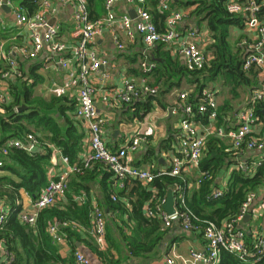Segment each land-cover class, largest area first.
Segmentation results:
<instances>
[{
  "label": "built area",
  "instance_id": "built-area-1",
  "mask_svg": "<svg viewBox=\"0 0 264 264\" xmlns=\"http://www.w3.org/2000/svg\"><path fill=\"white\" fill-rule=\"evenodd\" d=\"M15 0H0V24L4 23L2 7H9ZM174 0H157L156 9L164 19L162 28L157 27L152 15L146 6V0H102L105 13L95 19H91L86 0H61L63 6H70L72 22L70 36L73 42H68L59 37L56 24H51V7L49 0H37V7L31 13L22 8H12L16 26L25 31L29 45H12L6 49L5 44L0 42V77L5 79L10 76L20 77L18 58L32 59L43 51L46 59L58 57L57 62L68 70L62 85L54 84L51 88L59 94L65 93L67 87L77 81L80 85L77 91L78 106L75 116L83 120L89 131L88 148L80 161H70L68 156L58 153L64 163V168L41 190L39 196L33 200L29 211L20 212L19 219L22 222L34 225L41 209L54 205L61 200L68 191L70 178L92 169L96 165L111 173V178L118 188H125L128 180H136L148 185L157 175L167 174L182 176L186 170H199L201 158L205 148V141L209 132H200L197 114L207 113V118L216 120L218 104L213 91L204 89L197 96L194 105L188 99L189 93H178L176 102L169 108L170 113L180 114L178 128L182 134L180 140V155L171 158L168 170L153 172L149 168H142L133 163V153L136 152L146 140L141 130H134L129 140L121 147L111 150L105 144L102 137V127L105 118L99 114L96 100L106 104H131L133 101L148 96H154L159 91L158 85L149 83L137 84L130 79H123L121 85L102 90V85L110 78L109 72H102L97 79V84L91 81L92 76L108 64V58L100 56L96 52V41L107 30L117 49H123L124 45L118 38L119 31L126 33L129 38L134 37V31L140 36L144 48L142 51L141 70L144 73L152 70L155 63L148 60V52L152 46L163 44L174 46L176 51L185 59V66L189 70H200L206 62V54L201 49L203 31L195 25L181 26L184 13L172 9L170 3ZM119 3L132 4L135 6V17L128 13H116L114 7ZM225 9L228 13L245 16L246 35L238 41V46L243 52L242 68L248 71L258 68L263 77L264 86V21L261 13L264 12V0H225ZM68 54L69 58L65 55ZM74 60V61H73ZM76 64L77 71L72 70ZM264 90H254L251 93L249 107L237 115V125L234 128L217 127L215 135L227 137L232 146L237 149H264V135L254 133V126L260 124L261 118L253 109V105L263 99ZM5 96L0 93V106L4 104ZM227 129V130H226ZM39 140L33 133H27L23 138L12 137L2 146V152L7 153L10 147L22 148L32 151L37 147ZM54 157L55 154L53 153ZM263 158L251 163L239 162L237 169L252 175L262 165ZM3 162L0 159V171ZM204 178H211L207 171H199L197 183ZM227 187L215 186L212 183L207 195L208 199H218L227 192ZM264 189V188H263ZM154 193V192H153ZM173 194V193H172ZM256 193L250 191L246 200L241 204L238 213L231 218L225 219L221 224L210 220L198 218L187 206L183 188L175 185L173 200L174 211L168 214L163 204L166 197L150 198L144 205V212L148 218H158L163 227L167 228L177 223L179 228L186 232L202 235L205 245L202 249L190 248L187 255L178 254L169 250L161 264H217L219 261V249L223 248L236 256L243 263L260 262L264 264V236L256 235L252 245L245 240V231L238 227L244 219ZM115 200V196H112ZM264 204V202H263ZM0 201V229L4 226L8 212L3 209ZM93 237L98 248H104L106 243V224L102 210L94 204L92 210ZM68 223H63L66 225ZM69 225L75 224L69 223ZM47 231L53 242L63 243L66 234L60 231L58 224H51ZM5 254L0 264H9L13 260L10 254L0 242V255ZM75 264H93L91 260L80 250H74Z\"/></svg>",
  "mask_w": 264,
  "mask_h": 264
},
{
  "label": "crops",
  "instance_id": "crops-1",
  "mask_svg": "<svg viewBox=\"0 0 264 264\" xmlns=\"http://www.w3.org/2000/svg\"><path fill=\"white\" fill-rule=\"evenodd\" d=\"M26 1L15 0L9 7H2L4 23L0 24V42L5 44L6 49L12 45H29V40L25 31H21L16 26L12 13V8L18 7L22 8L25 12H28V8L25 7ZM99 1L101 5L100 16H102L105 13V9L102 0ZM49 2L51 7L50 23L58 26L59 37L61 39L73 42V39L69 34V27L72 22L71 7L63 6L61 0H49ZM156 3L157 0H146V6L152 15L154 23L157 27L162 28L164 25V19L158 13ZM170 5L172 9L180 10L184 13V18L181 22L182 27L195 25L203 31L200 44L201 49L204 51L205 46L211 42L210 33L205 24L199 23L196 19L190 17V12L193 9V6L185 4V1L183 0H174ZM135 6L136 5L119 3L114 7V10L116 13L130 14L132 10H135ZM241 16L243 17L242 25L232 26L230 28L232 42L238 43L239 39L246 35L244 24L245 16ZM261 18L264 21V12L261 13ZM118 38L124 45L121 50L116 48L113 38L107 30H104L101 36L97 39L95 50L100 56L105 55L108 58V64L92 76V83L99 86V84H97V79L102 72L106 71L110 73V78L102 85V90L104 91L108 88L121 85L123 79H130L137 84L149 83L152 85H158L159 91L153 96L150 110L141 118L135 117L133 111L127 109L128 105L126 104H106L97 99L96 105L98 112L105 118V123L102 127L103 140L109 149L115 150L129 140V137L134 130L139 129L146 136V140L142 146L132 154L133 163L142 168H149L153 172L168 170L171 165V158L174 155H180V140L182 138V134L178 128L180 114L170 113L169 108L176 102L179 92L187 91L190 95L194 90L195 84L184 75H176L171 77V79L165 80V78L160 79L159 73L154 72L155 70H150L147 73L142 72L141 62L143 58L141 54L144 45L140 36L134 31V37L129 38L126 33L119 31ZM160 54L163 57L167 55L176 63L185 65L184 57L176 51L174 46L170 47L163 44H156L151 47L148 52V60L150 59V56L156 58L160 57ZM58 57H49L46 59V52L43 51L38 54L37 57L32 59L23 57L18 58L21 76H10L5 79L0 77V93H3L5 96L4 104H8L11 100L10 84L23 80L26 81L27 86L33 85V95L35 97L49 101L52 96H63L65 110L62 108L63 112H60V108H58L54 115L51 114V118L53 119L51 124L56 123L60 127V130L63 131V129H67L70 126L66 120H72L71 124H74L76 132L81 136V147L76 159L73 161H80L82 155L88 148L89 141V131L86 123L75 116V110L78 106L77 91L80 84L77 81H74L72 85L66 88L65 93L63 94H59L58 91L51 88L54 84L62 85L65 76L68 73V70L64 69L57 62ZM65 57L69 58V55L66 54ZM149 61L155 63V67L157 66L156 61H153L152 59ZM253 69V71L259 70L258 68ZM72 70L77 71L75 63L72 66ZM251 81L253 83L252 86L246 88V90L241 89L240 94H236V91L232 90L231 87L225 86L221 79L217 80L215 84L213 83L218 110L226 104V112H223V114H225L223 116L224 121L219 124L217 118L216 120L204 118L205 121L200 120L198 123L200 132H209L210 135H215L217 127H223L224 129L234 128L237 125L238 113L249 107L252 91L257 89L264 90L263 77L260 70L257 75L255 74V78H252ZM250 88H253V90L251 91ZM238 92L239 90H237V93ZM261 100L264 102V97ZM15 109L20 110L21 108ZM31 133H33L39 140L37 150L32 151L42 153L48 152V157L45 161L46 174L48 180L55 178L64 168V163L58 153V150H61V148L51 140L53 130L50 131L49 128L46 129L43 126H34ZM254 133L259 136L264 135V120L262 118L260 124L254 126ZM2 136L3 134L0 133V139ZM219 138L222 142L221 144L225 147L226 152L233 150L234 147L227 137ZM60 152L63 154L62 150ZM53 153L55 154L54 157L52 156ZM2 154L4 153L2 152ZM262 158L264 159V149H242L235 157L228 159L230 164L224 166L213 176L212 183H214L215 186L228 188L232 171L237 169L236 167L239 162H245L248 164ZM105 172L107 171L101 168L100 165H97V169L93 172L95 173V176L91 179L72 176L69 180L66 195L56 203L64 204L68 197H70L80 203L88 200L91 202L92 208L94 204H97L104 214L106 226L108 225L111 231L110 238L112 243H110L106 237L105 247L98 248L102 253H105V256L99 255L96 252L94 253L88 245V243L93 245L94 237L86 235L82 227L73 226V229L77 234H75L70 240L56 244L61 254L68 255L73 250H80L93 264H114L112 261L118 262L117 264H161L169 250L170 252L174 251L178 254L187 255L190 248L202 249L204 247L205 241L202 235L193 232H186L179 228L177 223H173L170 227H164V229H167L168 234L162 243H160L152 252L141 255L130 253L126 247V241L121 237V234H119L116 227H114V222L111 221L113 218H116L114 220L118 223L119 217H113L114 215L112 216L104 204V195L114 189L113 186H111L112 188L110 190L105 186L106 183L111 184L109 175L106 176V178L104 177ZM183 174L188 180L185 193L189 197L193 190L198 188L197 178L199 170H186ZM4 175L16 178L15 175L1 169L0 176ZM263 188L264 184L257 188L255 191L256 196L252 200L248 209L247 215L249 216L246 215L238 224V227L245 231V240L248 245H252L256 235L264 236ZM18 196L19 198L16 199L15 204L21 206L20 212L29 211L34 199L22 189L19 191ZM1 202L4 205L3 209L7 210L9 213L8 204L3 200ZM123 227L125 228L126 226ZM129 232L130 231L126 230V233ZM90 233L93 236V231H90ZM71 242H73L75 249L72 248ZM4 258L5 254L1 253L0 259L4 260ZM176 264L182 263L177 260Z\"/></svg>",
  "mask_w": 264,
  "mask_h": 264
},
{
  "label": "trees",
  "instance_id": "trees-1",
  "mask_svg": "<svg viewBox=\"0 0 264 264\" xmlns=\"http://www.w3.org/2000/svg\"><path fill=\"white\" fill-rule=\"evenodd\" d=\"M86 1L91 18L100 17V1ZM183 1L187 5L193 6L190 17L205 24L209 30L211 42L205 46L206 62L200 70H189L185 65L171 60L169 56L163 57L160 54V57L156 58L150 56L149 60L152 59L157 64L152 70L159 73L160 79L165 78V80L176 75L187 76L195 84L193 92L188 96L194 105L202 90L208 89L214 92L213 83L215 84L220 79L225 86L236 91V94H240L241 89L246 90L251 87L253 84L251 80L255 78V74L257 75L259 70L253 71V68L248 71L243 70L244 54L237 42H232L230 37V28L241 26L243 17L228 13L225 9V0ZM25 3L29 13L33 12L37 6V0H27ZM10 89V102L0 106V133L3 134L0 139V157L3 162L1 169L15 175L16 178L8 175L0 176V201H5L9 206L6 222L0 229V242L13 255V260L9 264H75L74 250L68 255L61 254L56 245L58 243L53 242L47 228L51 224H58L60 231L66 234V240H70L77 234L73 225H69L72 223L76 227H82L86 235L93 237L90 233L93 231L91 202L87 200L80 203L68 197L64 204L55 203L41 209L34 225L22 222L19 219L21 206L15 204V201L19 198L18 194L21 189L26 191L32 199H36L48 184L45 166L48 152H29L22 148L10 147L7 153L2 154L1 147L12 137L23 138L27 133H31L34 126H43L46 129L49 128L50 131L53 130L51 140L61 148L64 155L73 161L81 147V136L76 132L74 124H71L72 120H66L70 126L63 131L56 123L51 124L53 120L51 114L54 115L58 108H60V112H63L62 108L65 110L63 96H52L49 101H45L35 97L33 85L27 86L26 81L23 80L10 84ZM237 90H239L238 93ZM250 90L252 91L253 88ZM152 99L153 96L137 99L128 104L127 109H131L135 117L141 118L150 110ZM15 108L21 109L16 110ZM253 109L264 120L262 113L264 102L257 101L253 105ZM223 112H226V104L218 110L219 124L224 121L225 114ZM204 118H207L206 112L196 116L198 121H205ZM221 143L217 135L207 136L199 171L209 172L211 178L202 179L197 184L198 188L194 189L189 197L185 193L188 180L184 174L182 176L157 175L148 185L136 180H128L125 188H118L117 185H114L111 173H104L105 178L109 175L111 183H106L105 186L109 190L112 188L111 186L114 187L104 195V204L112 216L114 215L113 217H119L118 223L114 220L116 218L111 221L114 222V227L126 241V247L130 253L138 255L150 253L167 236V229H164L160 219L148 218L145 215L144 205L150 198L166 197L168 191L174 194L175 185H180L183 188L186 204L198 218L221 224L225 219L234 217L238 213L250 191L255 192L259 186L264 184V163L252 175L240 169H234L226 194L218 199H208L207 195L212 185L213 176L224 166L230 164L229 158L235 157L242 150L233 148L232 151L226 152ZM100 167L102 168L101 165ZM96 169L97 165L83 173H77L73 177L91 179L95 176L93 172ZM112 196H115V200L112 199ZM63 223L68 224L63 225ZM126 230L130 232L126 233ZM110 232L107 225L106 237L112 243ZM94 243V241L93 245L88 243L91 251L105 256V253H102ZM71 245L75 249L73 242ZM219 259L218 264H246L223 248L219 249ZM112 263L117 264L118 262L112 261Z\"/></svg>",
  "mask_w": 264,
  "mask_h": 264
},
{
  "label": "water",
  "instance_id": "water-1",
  "mask_svg": "<svg viewBox=\"0 0 264 264\" xmlns=\"http://www.w3.org/2000/svg\"><path fill=\"white\" fill-rule=\"evenodd\" d=\"M4 8H5V6H4ZM135 15H136L135 10H132L130 12V16L134 18ZM262 113L264 115V109H262ZM33 150H37V147H34ZM163 208L168 214H170L174 211V200H173V194L171 191H168L166 194V200L163 204ZM247 216H249V215H247Z\"/></svg>",
  "mask_w": 264,
  "mask_h": 264
}]
</instances>
